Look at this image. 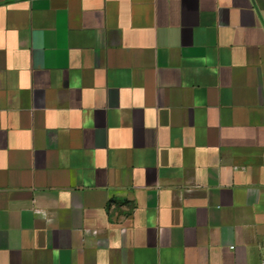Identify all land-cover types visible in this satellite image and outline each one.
<instances>
[{
    "label": "crops",
    "instance_id": "1",
    "mask_svg": "<svg viewBox=\"0 0 264 264\" xmlns=\"http://www.w3.org/2000/svg\"><path fill=\"white\" fill-rule=\"evenodd\" d=\"M263 239L264 0H0V264Z\"/></svg>",
    "mask_w": 264,
    "mask_h": 264
},
{
    "label": "built area",
    "instance_id": "2",
    "mask_svg": "<svg viewBox=\"0 0 264 264\" xmlns=\"http://www.w3.org/2000/svg\"><path fill=\"white\" fill-rule=\"evenodd\" d=\"M231 247H233V245H231ZM260 253H261L260 264H264V239L261 241L260 244Z\"/></svg>",
    "mask_w": 264,
    "mask_h": 264
}]
</instances>
